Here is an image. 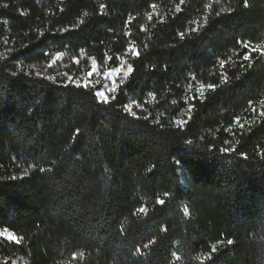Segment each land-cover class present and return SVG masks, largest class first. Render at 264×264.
<instances>
[{
    "label": "trees",
    "instance_id": "1",
    "mask_svg": "<svg viewBox=\"0 0 264 264\" xmlns=\"http://www.w3.org/2000/svg\"><path fill=\"white\" fill-rule=\"evenodd\" d=\"M247 5L0 0V231L20 238L0 264H264V56L241 43L264 48V0ZM93 65L134 70L101 103L58 76Z\"/></svg>",
    "mask_w": 264,
    "mask_h": 264
},
{
    "label": "rangeland",
    "instance_id": "2",
    "mask_svg": "<svg viewBox=\"0 0 264 264\" xmlns=\"http://www.w3.org/2000/svg\"><path fill=\"white\" fill-rule=\"evenodd\" d=\"M50 66H47L45 69L42 70V73L45 74L47 71V68ZM127 66H122L116 70H106L103 68H99L96 65L92 66L91 72L93 75L89 77L88 74L85 73H68L66 71L62 72V74L58 76H63L66 81L72 82L76 85L84 86L87 83V87H93L98 88V96L99 93L103 92L109 100L112 99L113 95L115 94L117 88L121 84V81L125 79L124 72L127 70ZM109 74V75H106ZM48 76V75H47ZM50 79L54 80L56 77V74H50L48 76ZM115 82V84H113ZM115 87V91L112 90V88ZM100 100L102 97H100ZM8 232L0 231V237L5 238Z\"/></svg>",
    "mask_w": 264,
    "mask_h": 264
},
{
    "label": "snow or ice",
    "instance_id": "3",
    "mask_svg": "<svg viewBox=\"0 0 264 264\" xmlns=\"http://www.w3.org/2000/svg\"><path fill=\"white\" fill-rule=\"evenodd\" d=\"M181 2H183V0H181ZM247 6H248V5H247V0H245V7H247ZM102 7H104V5H102ZM150 7H153V8H154L155 5H150ZM217 14H218V13H217ZM149 19H152L151 14H149ZM241 43H243V46H244L245 49H250L251 52H259L262 56H264V48H257V47H255V46H251L249 43H245V42H241ZM129 52H130L131 55H134V56H136V57H138V56L140 55L138 49H130ZM244 59H251V55H250V54H246V55L244 56ZM93 63H95V62H93ZM223 64H224V62L221 61V66H223ZM133 70H134V69H133L131 66H128L127 70L124 72V76H125V77H128L129 74L133 72ZM88 75H89V77H91V76L93 75V73L90 71V72L88 73ZM106 75H109V74H106ZM123 82H124V81H121V83H123ZM113 84H115V82H113ZM87 86H88V85H87V83H86V84L84 85V87H87ZM202 87H203V86H202ZM207 87H208L210 90H215V87H216V86H215V85H207ZM112 90L115 91V90H116L115 87H113ZM99 96L102 97V99H101V101H100L101 103H109V102H110V101H109V98H108L103 92L99 93ZM126 107H128V106H126ZM129 110H130V107H129ZM189 110L191 111V109H189ZM262 114H264V113H262ZM225 151H227V149H226ZM164 203H165V201L162 200V199L157 200V204H159V205H164ZM138 212L141 213V214H146V213H147V208L142 206V207H140V208L138 209ZM185 212H187V209H185ZM5 239H6L7 241H10V242H15V243H19V242H20V238H18V237H16V236L12 235L11 233H8V234L6 235V237H5ZM149 243H152V241H149ZM228 243L231 244L232 241H228ZM144 247H148V244H145ZM212 251L214 252V251H216V249L213 248ZM73 258H74V259L76 258L75 254H73Z\"/></svg>",
    "mask_w": 264,
    "mask_h": 264
}]
</instances>
